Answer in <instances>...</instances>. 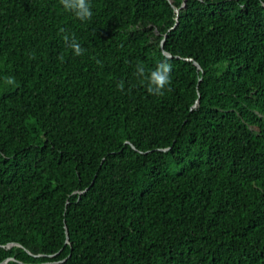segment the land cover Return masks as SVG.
<instances>
[{
	"label": "trees",
	"instance_id": "16d2710c",
	"mask_svg": "<svg viewBox=\"0 0 264 264\" xmlns=\"http://www.w3.org/2000/svg\"><path fill=\"white\" fill-rule=\"evenodd\" d=\"M90 3L0 0V264H264V0Z\"/></svg>",
	"mask_w": 264,
	"mask_h": 264
},
{
	"label": "clouds",
	"instance_id": "9594fccd",
	"mask_svg": "<svg viewBox=\"0 0 264 264\" xmlns=\"http://www.w3.org/2000/svg\"><path fill=\"white\" fill-rule=\"evenodd\" d=\"M59 3L66 12L71 13L81 22H86L92 17L90 0H59ZM65 40L67 42L68 37H65ZM69 47L75 56H81L84 54L85 50L75 40V38L71 39ZM171 72L172 65L167 62L159 63L154 70H151L147 74L145 73L143 66H137L136 68V76L140 78L142 82H146L147 92L154 96L164 94V91L171 83ZM5 82L11 85L13 80L9 78Z\"/></svg>",
	"mask_w": 264,
	"mask_h": 264
}]
</instances>
